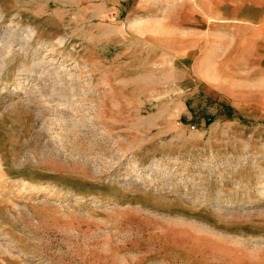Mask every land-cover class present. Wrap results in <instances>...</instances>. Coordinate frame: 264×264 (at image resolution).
Returning <instances> with one entry per match:
<instances>
[{"label": "rangeland", "instance_id": "374dc122", "mask_svg": "<svg viewBox=\"0 0 264 264\" xmlns=\"http://www.w3.org/2000/svg\"><path fill=\"white\" fill-rule=\"evenodd\" d=\"M208 11L0 0V264H264V59Z\"/></svg>", "mask_w": 264, "mask_h": 264}, {"label": "crops", "instance_id": "0c3cea01", "mask_svg": "<svg viewBox=\"0 0 264 264\" xmlns=\"http://www.w3.org/2000/svg\"><path fill=\"white\" fill-rule=\"evenodd\" d=\"M209 18L264 59V0H208Z\"/></svg>", "mask_w": 264, "mask_h": 264}, {"label": "bare ground", "instance_id": "6f19581e", "mask_svg": "<svg viewBox=\"0 0 264 264\" xmlns=\"http://www.w3.org/2000/svg\"><path fill=\"white\" fill-rule=\"evenodd\" d=\"M1 18H3V17H2V14L0 13V19H1ZM4 60H5V58H4ZM4 60H3V61H4ZM4 67H5V66H4ZM6 67H7V66H6Z\"/></svg>", "mask_w": 264, "mask_h": 264}]
</instances>
